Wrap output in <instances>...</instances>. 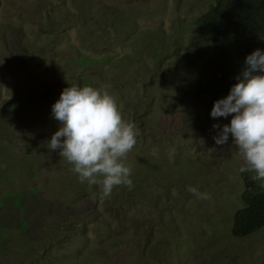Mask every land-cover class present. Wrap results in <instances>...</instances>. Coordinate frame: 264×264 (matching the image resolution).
Wrapping results in <instances>:
<instances>
[{
	"label": "rangeland",
	"instance_id": "obj_1",
	"mask_svg": "<svg viewBox=\"0 0 264 264\" xmlns=\"http://www.w3.org/2000/svg\"><path fill=\"white\" fill-rule=\"evenodd\" d=\"M215 2L0 0V264H264V229L232 235L246 164L231 135L224 145L213 139L212 125L231 120L210 116L226 96L196 97L193 89L212 38L192 23ZM103 11L134 27L91 51L85 29ZM100 69L120 70L121 87L99 79ZM74 75L113 95L136 125L125 163L144 198L128 211L126 229L105 206L126 185L101 201L99 187L80 183L49 148L60 127L52 105Z\"/></svg>",
	"mask_w": 264,
	"mask_h": 264
},
{
	"label": "clouds",
	"instance_id": "obj_2",
	"mask_svg": "<svg viewBox=\"0 0 264 264\" xmlns=\"http://www.w3.org/2000/svg\"><path fill=\"white\" fill-rule=\"evenodd\" d=\"M235 80L228 95L215 101L210 112L213 119L231 116L229 124L212 125L219 130L213 139L224 145L231 135L246 164L240 172L251 171L254 179L264 180V50L258 48L245 57ZM51 112L60 127L48 142L49 148L59 150L73 165L71 170L80 183L98 186L101 201L115 186L134 187L132 169L125 161L138 132L133 122L123 119L113 95L102 88L72 84L62 90ZM187 191L211 199L210 193H201L198 187L190 185Z\"/></svg>",
	"mask_w": 264,
	"mask_h": 264
},
{
	"label": "trees",
	"instance_id": "obj_3",
	"mask_svg": "<svg viewBox=\"0 0 264 264\" xmlns=\"http://www.w3.org/2000/svg\"><path fill=\"white\" fill-rule=\"evenodd\" d=\"M210 9L192 23L199 37L212 38V53L200 65L193 89L196 97L216 98L228 95L231 86L236 83L235 77L244 67L245 57L258 48L264 50V0H216ZM105 16L103 11L101 16L85 29V38L91 51H98L100 47L108 49L111 45L119 43V34L134 27L130 18H126L120 26L117 15L107 19ZM102 18L104 19L101 20ZM128 41L130 42V39L126 42ZM121 66L118 64L119 69ZM63 72L66 73L65 68ZM96 75L104 82L121 87L120 70L113 73L111 70L100 69ZM72 78L73 84L81 87L91 85L95 88L93 83H86L79 75ZM150 95L145 94L148 103L152 102ZM146 116L145 111V114L140 113L138 118L145 120ZM242 179V208L234 213L232 225V235L236 238L250 237L264 229V187L247 172L242 173ZM122 194L126 196L121 198ZM113 195L109 201L115 202L113 205H105L106 212L116 222H123L120 227L126 229V222L130 220L128 211L144 197L137 198L133 187L129 189L127 186ZM94 209L95 204L92 210Z\"/></svg>",
	"mask_w": 264,
	"mask_h": 264
}]
</instances>
